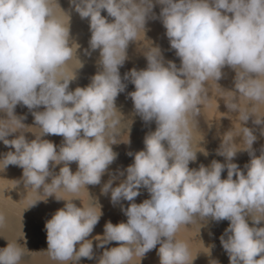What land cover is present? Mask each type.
I'll use <instances>...</instances> for the list:
<instances>
[{"label":"clouds","instance_id":"9594fccd","mask_svg":"<svg viewBox=\"0 0 264 264\" xmlns=\"http://www.w3.org/2000/svg\"><path fill=\"white\" fill-rule=\"evenodd\" d=\"M70 2L82 19L90 18L89 46L99 49L101 67L87 86L71 91L76 73L62 72L79 48L76 44L74 50L70 43V16L66 25L58 19L53 0H0V112L6 113V118H0V141L14 149L0 161L3 170L8 165L22 168L26 187L65 201L45 224L46 250L61 264L93 258V240L88 237L102 211L100 204L99 211L93 205L77 206L73 200L78 197L65 199L56 192L63 188L77 193L82 187L99 185L117 159L112 145L119 142L114 135L108 138V130L118 122L113 119L118 109L115 101L126 88L119 69L127 59L129 43L136 41L141 29L146 34L150 14L156 18L153 0ZM156 2L162 6L160 19L180 66L165 62L159 46H154V51L144 54L146 68L124 74L123 80L135 86L128 93L135 114L145 123L155 121L157 127L145 136V147L135 152L133 163L119 173L125 178L113 186L117 177L110 176L101 188V194L110 193L114 205L121 200L130 203L126 208L121 205L126 222L107 221L103 234L94 237L96 247L104 249L98 264H130L134 256L140 264L158 244L160 264H192L188 245L175 236L181 225L197 216L230 221L220 237L229 264H264V226H257L264 222V150L255 155L253 131L242 127L246 145L242 148L234 146L232 129L223 134L217 155L225 158L224 163L214 159L207 166L189 167L198 152L191 148L190 117L199 116L210 79L218 83L225 66L235 71L234 90H229L233 95L222 98L229 112L240 114L241 124L255 113L240 109L237 94L250 103L264 102V0ZM101 10L114 18L112 22ZM21 103L32 111L34 125L41 129L30 141L20 131L28 127L25 117L14 112ZM41 106L43 111H35ZM254 122L264 124V117H255ZM13 133L19 134L9 140ZM46 135H60L63 143L57 148L43 138ZM242 150L251 156L246 172L233 162ZM72 162L77 163L75 172L69 166ZM58 165L63 166L54 173ZM225 169L227 178L222 179ZM141 188L150 198L136 203ZM40 200L46 201L38 199L29 206ZM3 219L0 216V223ZM112 242L118 246L107 248ZM22 255L7 245L0 250V264H19Z\"/></svg>","mask_w":264,"mask_h":264},{"label":"bare ground","instance_id":"6f19581e","mask_svg":"<svg viewBox=\"0 0 264 264\" xmlns=\"http://www.w3.org/2000/svg\"><path fill=\"white\" fill-rule=\"evenodd\" d=\"M153 3L152 13L155 14L156 18H151L150 14L146 23V34L144 35V30L141 29L136 41L129 43L127 59L119 69L126 88L115 101L118 109L115 111L113 119L118 122L114 128L108 130V138L111 139L114 135L117 142H119L112 145L113 150L118 153L117 159L102 176L99 185L82 187L77 193L68 192L63 188L58 189L56 192L57 196L65 199L78 197L79 199L73 200L77 206L87 207L93 205L99 211V204L101 205L102 215L92 234L88 237V239L93 240L94 256L92 259L82 258L79 264H98L99 257L104 249L96 247L98 242L94 237L97 234H103L104 225L107 221H111L113 224L127 221L126 215L121 210V205L126 208L130 202L121 200L114 205L110 200V193L107 195L101 194V188L110 179V176L117 177L113 186H116L125 178L119 173L133 163L135 152L145 147V136L155 131L157 127L155 121L145 123L139 115L135 114L133 101L128 95V93L135 90V86L130 80H123L124 74L132 68L137 70L146 68L145 55L154 51V46H159L165 62L172 60L178 67L180 66V59L176 56L175 50L171 49L169 39L166 36V29L160 19L162 6L156 0H153ZM52 7L56 17L63 21L65 25L69 19L68 15L70 16V43L74 50L77 47L76 44L79 45L77 54L74 53L72 59L62 69L66 76L76 73V79L70 82L69 90H74L77 86L85 87L91 82L92 76L101 70L98 64L99 49L93 51L89 46L91 37L90 18L82 19L79 13L75 11V6L70 0H58V3L53 0ZM101 15L106 17L109 22L114 19L108 15L106 10H101ZM80 61L83 67L78 68ZM222 72L223 76L218 83L211 79L207 82L205 86L206 95L198 108L199 116L190 117L191 148L193 151H198L197 159L189 163L190 168H198L201 164L210 165L214 159L224 163L225 158L217 155V149L221 145L223 134L230 129H232L233 135L236 136L235 147L242 148L246 146L241 131L242 127L245 126L250 128L257 137L252 145L255 155H260L261 151L264 150V134H262L264 124L254 122L255 117H264V102L250 103L246 98L237 94L235 102L240 109L255 113V117L250 116L247 122H242V125L240 114L229 112L225 105V99L233 95L229 90H234L235 71L225 66ZM43 110V106L35 109V111ZM14 112L18 117H25L23 122L28 127L21 128L20 131L24 132L26 139L30 141L35 138V135H40L41 129L39 126L34 125L32 111L21 103L15 107ZM0 118H6V113L0 112ZM8 123L10 127L15 126L11 121H8ZM18 134H10L8 139L11 140ZM43 138L52 141L57 148L63 143V137L60 135H46ZM128 139L130 142H127ZM165 146L167 147L166 143ZM13 150L10 146H6L3 141H0V159L7 152ZM204 150L208 153L207 155L204 154ZM129 153H132V155H129ZM250 159L249 152L242 150L237 152L233 162L246 172L245 165ZM61 166L63 165L56 166L53 169L54 173H58ZM69 166L73 172L77 170V163L72 162ZM22 172L23 169L16 165H8L3 170V163L0 161V216L4 218L3 222L0 223V250L10 245L25 252L28 257L20 259L19 264H61L60 261L52 259L46 250L47 232L45 224L58 209L64 207L65 201L57 200L54 195L46 198V193L42 189L37 192L32 187H26L22 181ZM224 178H227V169L222 172V179ZM47 182H51V177L47 178ZM148 198H150V194L147 189L141 188L135 202L141 203ZM38 199H46V201L40 200L35 205L29 206L31 202ZM248 222L252 226L251 219ZM229 223L228 220L216 222L211 218L206 220L197 216L193 218L192 223L180 226L175 239L188 245L190 254L194 258L192 264H229V256L220 242V237L225 233ZM257 226H264V222ZM115 246H118L117 242L106 245L107 248ZM78 247L79 245H77ZM158 249L159 244L141 258L140 264H160ZM33 250L37 251L33 252ZM130 264H139V257L134 256Z\"/></svg>","mask_w":264,"mask_h":264},{"label":"rangeland","instance_id":"374dc122","mask_svg":"<svg viewBox=\"0 0 264 264\" xmlns=\"http://www.w3.org/2000/svg\"><path fill=\"white\" fill-rule=\"evenodd\" d=\"M132 109H133V108H132ZM35 251H37V250H33V252H35ZM26 257H28L27 254H26L25 252H23V255H22V258H21V259H24V258H26Z\"/></svg>","mask_w":264,"mask_h":264}]
</instances>
